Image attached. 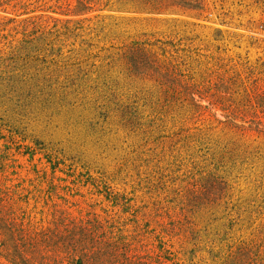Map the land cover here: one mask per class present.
I'll list each match as a JSON object with an SVG mask.
<instances>
[{"label": "rangeland", "instance_id": "rangeland-1", "mask_svg": "<svg viewBox=\"0 0 264 264\" xmlns=\"http://www.w3.org/2000/svg\"><path fill=\"white\" fill-rule=\"evenodd\" d=\"M264 264V0H0V264Z\"/></svg>", "mask_w": 264, "mask_h": 264}, {"label": "trees", "instance_id": "trees-1", "mask_svg": "<svg viewBox=\"0 0 264 264\" xmlns=\"http://www.w3.org/2000/svg\"><path fill=\"white\" fill-rule=\"evenodd\" d=\"M101 258H102V256L100 257V261H101L102 263H104V264H108V262L102 261Z\"/></svg>", "mask_w": 264, "mask_h": 264}]
</instances>
